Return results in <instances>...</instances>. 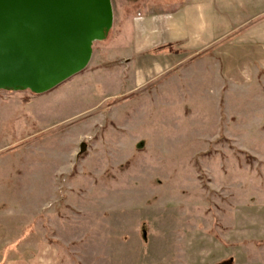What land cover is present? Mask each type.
I'll return each instance as SVG.
<instances>
[{"label":"rangeland","instance_id":"obj_1","mask_svg":"<svg viewBox=\"0 0 264 264\" xmlns=\"http://www.w3.org/2000/svg\"><path fill=\"white\" fill-rule=\"evenodd\" d=\"M112 3L85 71L0 91V263L264 264V73L138 76L143 1Z\"/></svg>","mask_w":264,"mask_h":264},{"label":"crops","instance_id":"obj_2","mask_svg":"<svg viewBox=\"0 0 264 264\" xmlns=\"http://www.w3.org/2000/svg\"><path fill=\"white\" fill-rule=\"evenodd\" d=\"M142 1L137 4L141 14L133 19L138 76L158 77L207 62L237 85L250 83L256 71L264 73V0ZM38 257L32 262L12 257L0 264L48 263L46 256Z\"/></svg>","mask_w":264,"mask_h":264},{"label":"water","instance_id":"obj_3","mask_svg":"<svg viewBox=\"0 0 264 264\" xmlns=\"http://www.w3.org/2000/svg\"><path fill=\"white\" fill-rule=\"evenodd\" d=\"M114 23L112 0H0V91H53L88 68Z\"/></svg>","mask_w":264,"mask_h":264}]
</instances>
